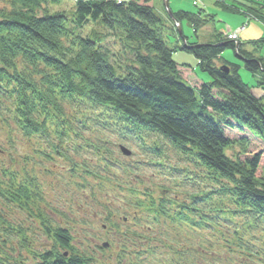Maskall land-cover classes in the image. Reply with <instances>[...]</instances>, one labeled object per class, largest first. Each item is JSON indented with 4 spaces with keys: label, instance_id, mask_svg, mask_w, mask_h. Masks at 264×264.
Masks as SVG:
<instances>
[{
    "label": "trees",
    "instance_id": "obj_1",
    "mask_svg": "<svg viewBox=\"0 0 264 264\" xmlns=\"http://www.w3.org/2000/svg\"><path fill=\"white\" fill-rule=\"evenodd\" d=\"M3 1L0 114L9 112L29 138L50 137L54 129L62 143L71 133L79 134L75 117L84 129L94 121L99 130L110 129L121 142H135L153 157L164 155L167 142L189 165L173 169L195 189L176 192L162 185L157 193L73 163L72 175L100 177V191L109 184L120 187L127 193L121 200L135 209L125 212L120 228L113 220L117 213L104 205L109 217L105 227H115L111 238L93 249H81L73 231L56 217L59 211L48 202L50 212L42 207L46 198L39 182L29 173L1 166L0 199L30 214L34 211L31 215L48 247L34 246L30 227L0 212V264H25L22 254L11 253L22 250L35 264H264V94L253 92L264 91V56L258 54L264 38L250 41L253 50L219 31L209 41L191 42L183 21L198 36L215 16L204 9L172 11L180 34L171 17L158 12L151 0H73L71 14L52 10L62 0ZM235 1L218 4L264 23V0ZM88 26L91 31L85 34ZM169 33L184 39L180 49L196 56L210 81H184L176 48L165 40ZM228 47L245 60L253 85L243 80L240 64L224 58ZM235 131L239 134L232 135ZM148 135L155 137L152 143L146 142ZM235 146L240 149L232 157L227 150ZM52 148L62 154L61 146ZM104 160V173L117 163L131 172L128 165ZM153 160L150 164L156 165ZM81 178L78 185L88 187ZM204 181L210 190L208 184L199 187ZM216 196L231 206L221 207ZM15 239L20 250L9 246Z\"/></svg>",
    "mask_w": 264,
    "mask_h": 264
},
{
    "label": "rangeland",
    "instance_id": "obj_2",
    "mask_svg": "<svg viewBox=\"0 0 264 264\" xmlns=\"http://www.w3.org/2000/svg\"><path fill=\"white\" fill-rule=\"evenodd\" d=\"M218 1L222 0H202L201 3L205 4L203 7L201 4L197 5L195 0H169V6L172 10L185 9L198 12L201 8H204L206 13L214 14L215 16L213 20L206 24L207 28L204 27L203 29H199L198 36L195 34L194 27L187 20H184L183 32L184 35L189 38V41L201 43L209 41L212 38V34L217 31H222L225 34L232 32L230 36L233 37L227 38H236L239 32L245 27L243 24L248 22V18L245 15L224 9L218 4ZM223 1L231 3L235 0ZM151 3L158 12L163 15L167 14L166 0H151ZM235 3L238 5L240 4L238 1H235ZM4 4V1L0 0V6ZM73 8V0H62L60 5L52 6V10H63L70 14L74 11ZM238 20H242L243 22L239 26H236ZM245 28H249L247 34L251 35L250 41L264 38V23L251 19ZM90 31L91 26L86 27L85 34ZM165 40L170 47L176 48L174 54L175 60L184 66L182 67L183 72L194 69V74L206 77L208 81L211 80L210 74L203 71L198 65L196 56L193 53L180 49V45H182L184 41L180 35L169 33L165 35ZM250 41H244L246 47H253V43H250ZM263 48L264 45H262L261 50H263ZM222 54L225 59L238 63L244 68L245 60L237 55L233 47L226 48ZM250 74L249 72V75ZM184 81L190 83L188 78H185ZM249 81H252L249 83L253 85L254 80H252L251 76ZM257 90L256 88L255 93ZM263 94L264 91L262 90L261 95ZM91 111L90 109L88 113L91 114ZM72 120L79 134L71 133L69 137H64L61 143L60 137L54 129L51 130L50 137H24L14 121L10 118L9 112L0 114V171L1 166H7L12 172L17 170L25 174L29 173L30 179L38 181L42 186L41 188L46 198L42 207H46L45 203L48 202L59 211L56 217L59 218L62 225L69 227L73 231L75 234V243L81 249L86 246L93 249L96 244H101L103 241H107L111 238V234L115 227H105L109 217L108 213H103L104 205H108L111 210L117 213L116 216L113 217V220L117 221L120 228H124L122 221L124 220L125 212L132 214L135 209L126 206L125 202L121 200L123 196H127V193L125 190H121L120 187L109 184L106 185L103 191H100V186L103 182L100 177L97 178L94 175L87 176L79 172L72 175L70 169L73 163H77L78 167L85 166L94 171H100L102 173L101 175H107L108 173L112 175L116 174L117 180L121 182H133L134 184L130 186L139 189L143 188V190L150 187V190H157V193L160 192L159 189L162 185L169 189L172 187L173 191L176 192L195 189L190 186L187 187L182 179L181 173L173 169V167H188L189 165L185 161L186 159L172 148L169 143L164 142L166 146L163 156L157 155L153 157L152 153L149 152L147 148L135 142H121L116 132L110 129L99 130L101 127L94 121L90 120L88 128L84 129L82 123H80L77 118L73 117ZM238 134L237 131L232 132V135ZM154 140L155 137L152 138L148 135L146 142L152 143ZM53 144L61 146L62 154L58 155L54 151L52 148ZM118 144H125L129 147L132 150L131 155L123 154ZM93 145L107 147L110 151L105 152L104 149L99 151V149L94 148ZM239 149V146L229 148L227 154L234 157ZM104 157H106L107 160L128 165L131 172H125L119 169L117 163L114 167H108V171L104 173L103 169H106L107 166ZM151 159H154L153 161L157 159L156 165L150 164ZM189 164L192 163L189 162ZM81 176L87 180L86 183L89 184L88 187L84 188L78 185L80 179L81 181L83 180ZM137 179H140L142 182L140 184L136 183L134 180ZM204 182L205 183H200L199 187L206 189L208 184L209 186L206 190H210L211 185L206 181ZM93 193H97V200L93 199ZM142 198L146 197L142 196ZM218 198L219 196H216L215 200L221 207L231 206L229 200L225 199L220 201ZM47 210L50 212L49 208H47ZM0 212L7 215V218L15 224L21 223L24 224V226L30 227L28 233H33L35 236L34 239H36L34 246L40 247L39 244H41L48 247L47 238L39 229V222L31 215L34 211L30 214L0 199ZM63 214L67 216L65 217ZM16 242H18L17 239L10 243L9 246H16V248L20 250ZM11 253L14 256L22 254L25 264L36 263L26 251L22 250L17 253L11 251Z\"/></svg>",
    "mask_w": 264,
    "mask_h": 264
},
{
    "label": "crops",
    "instance_id": "obj_3",
    "mask_svg": "<svg viewBox=\"0 0 264 264\" xmlns=\"http://www.w3.org/2000/svg\"><path fill=\"white\" fill-rule=\"evenodd\" d=\"M174 11H176V10H174ZM237 13H240V12H237ZM242 20H238L237 21V24H236V26H239L240 24H242ZM204 28V27H203ZM202 28V29H203ZM205 28H207L206 26H205ZM248 29L249 28H245V30L243 29L241 32H240V34H239V38H240V40L242 41V40H244V41H250L251 39H250V36L251 35H248L247 34V31H248ZM220 32H222V31H220ZM229 33V32H228ZM214 34H212V36H213ZM211 36V37H212ZM254 36V35H253ZM247 49H249V50H253L254 49V47H247ZM258 54L259 55H263L264 56V48H263V50H259L258 51ZM182 67V66H181ZM244 69V70H243ZM243 70V71H242ZM194 72H195V70L194 69H190V70H187L186 72H185V75H186V77L188 78V80L190 81V84L191 85H199V84H201L202 82H205V81H208V79L206 78V77H203V76H200V75H196V74H194ZM240 74H241V76H242V78H243V80L245 81V82H252V81H249V79H250V76H251V78H252V80H254V83H255V78H253V76L250 74L249 75V72H248V70H246L245 68H241V70H240ZM253 83V84H254ZM258 90L256 91V94L257 95H261L262 94V89H259V88H257ZM254 92H255V89H254Z\"/></svg>",
    "mask_w": 264,
    "mask_h": 264
},
{
    "label": "water",
    "instance_id": "obj_4",
    "mask_svg": "<svg viewBox=\"0 0 264 264\" xmlns=\"http://www.w3.org/2000/svg\"><path fill=\"white\" fill-rule=\"evenodd\" d=\"M166 6L168 7L169 5H168V3H166ZM168 13H169V15L172 17V13H171V11L169 10L168 11ZM173 19H174V17H172ZM179 31H180V34L182 33V31H181V29H179ZM241 59H243L242 57H240ZM244 60V59H243ZM121 150H122V152L124 153V154H126V155H130L131 154V150L129 149V148H127L126 146H124V145H122L121 146Z\"/></svg>",
    "mask_w": 264,
    "mask_h": 264
},
{
    "label": "bare ground",
    "instance_id": "obj_5",
    "mask_svg": "<svg viewBox=\"0 0 264 264\" xmlns=\"http://www.w3.org/2000/svg\"><path fill=\"white\" fill-rule=\"evenodd\" d=\"M243 25H245V23L243 24ZM248 83V82H247ZM250 84V83H249ZM254 89H256V88H253V92H254ZM255 93V92H254ZM256 94V93H255ZM257 95V94H256ZM257 96H259V95H257ZM261 96V95H260Z\"/></svg>",
    "mask_w": 264,
    "mask_h": 264
},
{
    "label": "built area",
    "instance_id": "obj_6",
    "mask_svg": "<svg viewBox=\"0 0 264 264\" xmlns=\"http://www.w3.org/2000/svg\"><path fill=\"white\" fill-rule=\"evenodd\" d=\"M196 2H198V3H201V2H202V0H196ZM231 37H233V36H231Z\"/></svg>",
    "mask_w": 264,
    "mask_h": 264
}]
</instances>
